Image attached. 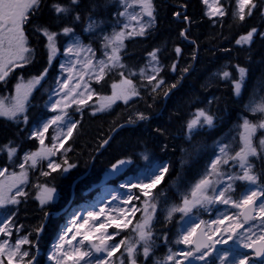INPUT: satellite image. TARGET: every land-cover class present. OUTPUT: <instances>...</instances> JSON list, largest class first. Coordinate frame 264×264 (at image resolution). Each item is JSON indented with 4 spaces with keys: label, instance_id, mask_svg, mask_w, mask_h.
Instances as JSON below:
<instances>
[{
    "label": "snow or ice",
    "instance_id": "obj_1",
    "mask_svg": "<svg viewBox=\"0 0 264 264\" xmlns=\"http://www.w3.org/2000/svg\"><path fill=\"white\" fill-rule=\"evenodd\" d=\"M118 2L122 10L118 11L116 15L125 18L127 21H134L135 24L130 26L127 22H121L119 30L114 29L111 34H103L104 58L98 59L96 50L90 44L82 42L73 25H65L59 31H53L47 25H33L32 18L40 11L42 0H0V82L6 83L11 72L17 68L23 69L32 62L35 49L31 47L27 35L29 26L34 28L37 39H43L49 66L52 65L58 55L62 54L64 62L59 65L60 70L69 73L67 79H57L58 88L52 89L49 94L50 101H52L53 95L59 97L47 105L51 112L58 114L38 122L28 134V139L39 141L40 149L25 153L20 162L16 163L14 158L18 155V146L13 145L11 141L0 146V152H7L9 163L15 164L20 169L19 173H9L7 167L0 168V177H6L5 180H0V210L8 208L9 205H19L22 201L18 197L28 195L21 185L28 182V171L35 169L40 161L48 160L47 167L50 171L41 172V175L44 176L56 171L68 173L70 169L76 167L75 164L69 163L66 156L63 165L52 161L50 157L64 148V141L72 136L73 130L77 127L78 122L71 118L66 109L75 105V110L81 111L88 104V101L96 95L88 83H82L86 76L88 79H95L99 83L109 71L116 68L122 70L120 82L111 85L112 95L98 98L99 106L92 113L95 115L96 112L110 109L117 100H123L125 104H128L134 97L141 95L139 90L141 86H150L151 92L157 95L160 94L162 88L166 89L163 91V96L167 99L174 89L181 86L185 75L189 72L190 66L185 67L183 74L174 83L168 85L160 77L164 66L161 65L158 58L157 54L160 52L158 48L153 49L148 54L150 59L144 67L139 69V73L128 69L122 59L124 41L132 35H148L149 30L155 27L156 9L153 0H118ZM201 2L206 6L205 15L209 19L224 17L228 14L223 0H211V2L210 0H201ZM80 4L81 0H69L68 4L56 0L52 3L51 9L57 20L71 16L73 23H78L81 20L80 13L77 11ZM175 5V10L172 12L173 19L186 25L180 30L179 37L194 44L195 41L191 40L188 35L193 21L186 14L187 4L184 3V0H175ZM236 5L237 8L232 12V15L234 19H238L240 22H244L247 17L252 16L254 10L259 7L258 0H236ZM129 9H139V11L130 12ZM73 13L75 15H72ZM144 17L148 19L144 20ZM101 23L102 21L98 22L90 16L84 32L95 33L100 28ZM130 27L131 31H129ZM256 35L264 38V33L252 28L236 39L235 44L241 47L245 45L250 47ZM61 37L66 38L62 53L59 49ZM174 52L177 58L183 54L182 48L179 46L174 48ZM77 65H80L83 71L79 74L76 83L70 86V82L73 80L72 73ZM178 67L177 59L171 64L170 70L176 72ZM233 67L238 73V79L229 70H224L222 73L218 72L215 75L220 76L222 80L231 82L233 93L239 98L246 83L248 69L238 64ZM48 71L49 68L46 67L43 72L28 80L27 83L21 80L15 86L14 96L0 98V117L16 124L28 125L29 97L34 89L42 86V81L45 80ZM137 74L142 81L147 82L146 85L138 86L134 82L132 77ZM251 111L264 113V99L258 106L251 107ZM148 119V115L136 113L135 119L130 117L127 123L128 125H135ZM53 125L57 126L59 131L51 138L52 143L48 146L45 145V134ZM205 125L209 129L214 128L215 116L208 109L199 108L194 113L193 118L186 123V137L191 140ZM239 128L242 129L238 133L241 145L239 150L233 154L231 143L217 141L216 148L218 151L205 169L204 174L188 192L183 194L181 205H173L167 210L166 219L169 221L172 220L174 213L182 214L181 227L183 230L178 234L175 243L193 247H189L187 251L177 250L173 252L170 250V254L163 261L157 260L156 264H185V261L191 264L190 258L204 261L207 264L214 246L227 243L229 240L237 243L240 248L250 249L256 258H261L260 264H264V187L258 185V178L253 171V163L250 161V157L264 160V138L259 140V148L254 144V137H256L258 130L264 129V121L254 124L249 119L244 118ZM154 132L157 135H164V130L161 128L154 129ZM110 139L111 137L102 141L100 146L107 145ZM67 151L70 149L65 148L64 153L66 154ZM144 159L147 164L143 177L134 183L120 184L121 188L128 189V194L121 199V203L125 207L112 209V212L117 213V215H112L110 212L104 217L105 222L98 224L89 225V221L100 220V217L104 215V208H100L99 212H88L87 216L82 218L83 222H78L80 218L71 219L70 224L65 225L64 230L58 236V240L53 244V249L47 256L48 261H51L52 264H106L107 258L112 257L122 247L126 253V261H122V264H139L137 257L141 248L143 257L145 260L148 259L157 239L153 232V219L159 201L158 196H153L152 190L161 183L169 171V166L166 163L154 162L147 155L144 156ZM129 163H131L130 160L118 161L112 166V172H119L121 167ZM237 181L243 182L247 186L237 195H234L237 193ZM38 187L42 188L44 193L42 198L36 197L40 200L41 205L53 200L55 188L43 185ZM133 188L138 189L140 195L144 197L141 218L132 227V231L137 236L133 240H128L125 237L116 243L108 244V241L113 240L115 235H119V231L115 234L109 233L108 228H116L120 231L127 229L132 224L133 219L136 218V213L141 211L140 207L132 204L134 199H140L139 196L132 194L131 189ZM115 199L117 197L113 196V200ZM212 205H226L237 209L238 212L235 215L221 213L216 219L207 222L209 228L211 225L217 226L211 228L212 234L208 236V240H212L213 236H219L218 239L212 241V244L194 241L193 237L199 228V224L205 223V221H200L199 224L189 223L195 215L194 210L204 209L207 211ZM16 215L15 209H8V214L0 218V264H4L5 259L7 264H39L37 254L33 249L39 248L38 240L44 230V225L35 229V239L31 233L21 235L23 226L17 225ZM225 221L230 223L225 225ZM184 225L188 226L185 228ZM81 229L84 231L81 232ZM94 232L101 233L96 237L99 246L89 239ZM14 235L16 236L15 240L12 239ZM165 239H167L166 235ZM85 241L89 243L87 250L82 248ZM25 245L27 247H24ZM93 250L95 253H105V258H94ZM175 257L180 259H175ZM221 264H225V260H221ZM232 264H256V260L243 255L232 260Z\"/></svg>",
    "mask_w": 264,
    "mask_h": 264
},
{
    "label": "trees",
    "instance_id": "obj_2",
    "mask_svg": "<svg viewBox=\"0 0 264 264\" xmlns=\"http://www.w3.org/2000/svg\"><path fill=\"white\" fill-rule=\"evenodd\" d=\"M53 2L56 0H42L40 11L32 18L33 25H47L53 31H59L63 26L71 24L76 34L83 39L87 36L83 34V27L89 17L103 16L101 11H93L92 4L105 2L110 10L114 3L112 0H81L80 7L77 9L81 20L73 23L71 16L61 20L55 18L51 9ZM58 2L68 4L69 0H58ZM153 3L156 9L155 27L150 29L146 36L132 35L125 39L123 63L131 71L138 72L144 67L148 54L158 48L160 52L157 55L161 65L164 66L160 77L168 85L174 83L183 74L185 67L190 66V70L185 75L181 86L174 89L167 99L163 96V91L166 89L162 88L157 95L151 92L150 86H141L139 89L141 95L134 97L128 104H125L123 100H117L110 109L96 112L95 115L92 113L99 106L96 98L111 95V85L120 82L122 70L116 68L109 71L99 83L95 80L89 82L90 88L96 95L81 111H76V106L68 109L73 120L78 122L77 127L73 130L72 136L64 141V148H61L52 158L63 165L66 156L69 163L75 164L76 167L70 169L68 173L56 171L44 176L41 172L50 170L44 168L43 161H40L35 169L28 171V182L24 187L28 195L18 198L22 201L19 205H9L6 208V215L8 209L16 210V223L18 226H23L21 235L31 233L35 239V229L44 225L38 240L39 248L33 249L39 264H44V255L49 250L61 222L62 215L53 216V213L62 209L68 202L71 206L80 203L84 196L90 197L93 192H89L88 186L92 182V176L104 175L120 160L131 161L127 168L131 165L140 167L144 164L143 156L147 155L154 162L166 163L169 166L168 173L153 190V193L161 198L159 207L179 205L183 194L209 165L215 153L217 141L224 142V136L241 125L244 114H250L246 106L251 102L260 103L264 99V38L256 35L250 47L235 44L236 39L252 28L264 33V15H262L264 0H258L259 7L244 22L233 18L232 12L237 8L236 0H223L228 14L212 19L205 15V6L201 0H184L187 4L186 14L193 21L188 35L195 41L194 44L179 37L180 30L186 25L172 17L176 7L175 0H153ZM105 14L108 16L110 11ZM27 35L31 47L35 49L32 62L23 69L17 68L11 72L6 83L0 82V91L8 89L12 78L34 77L43 72L46 67L49 71L45 80L42 81V86L34 89L29 97L28 125L16 124L0 118V146L8 144L9 141L18 146V155L14 158L16 161L22 152L37 149L36 139H28V127L49 115L43 109V105L57 74L55 70L57 58L49 66L43 39H37L32 26L28 27ZM64 39V37L60 38L59 48ZM94 42L97 44L96 41ZM176 46L182 48L183 54L180 58H177L174 52ZM177 59L179 67L176 72H172L170 66ZM237 64L248 69L246 83L239 98L234 95L231 82L215 75L229 70L238 79V73L233 67ZM132 79L138 86L147 84L138 75ZM199 108L208 109L215 116V127L209 129L205 125L189 140L186 137L185 126ZM136 113H144L149 116V119L122 128L101 149V142L107 139L110 132L118 125L127 123L130 117L135 119ZM250 119L252 123L257 124L263 120V113L258 112ZM156 128L163 129L164 135H157L154 132ZM65 148L70 149L66 154ZM0 167L11 168L6 151L0 152ZM88 168L89 174L76 182L71 196L72 181L84 174ZM39 185L55 188L56 199L41 205L36 198L41 189ZM177 218L178 213H175L172 220L164 221L161 220L160 213L157 214V218L153 219L155 220L153 232L157 238L155 247L147 260L141 261L138 255L139 264H153L162 259L168 248L174 250L170 237L174 232ZM126 237L128 240L133 239L131 235Z\"/></svg>",
    "mask_w": 264,
    "mask_h": 264
},
{
    "label": "rangeland",
    "instance_id": "obj_3",
    "mask_svg": "<svg viewBox=\"0 0 264 264\" xmlns=\"http://www.w3.org/2000/svg\"><path fill=\"white\" fill-rule=\"evenodd\" d=\"M114 3L112 4V7L110 8V10H108V6L106 5L105 2H95L94 4H92L93 6V11H101L103 13V16H94L92 17L93 19H95L96 21L100 22L102 21L100 28H98L96 30L95 33H85L84 29L87 26L88 20L85 23V26L83 27V34L87 35L85 37V39H82V42L85 44H90L95 50H96V57L98 59H103V41H102V35L103 34H111L113 32L114 29L119 30L121 27V22H127L131 25H134L135 22L134 21H127L125 20V18H120L116 15V13L121 9V6L118 2V0H112ZM211 2V0H210ZM205 6V5H204ZM206 6H205V12H206ZM108 11H110V14L107 16L105 13H107ZM130 12L133 11H139V9H129ZM217 18V17H214ZM147 17H144V20H147ZM119 21V22H118ZM129 31H131V27L129 28ZM97 42V44H95V42ZM66 44V38L64 39L63 43L60 46V52H63V48L65 47ZM149 56L147 58V61L145 63V65L148 63L149 61ZM64 62V57L62 56V54L57 56L56 62H55V70L57 71L55 78H54V82L52 85V89L58 88V85L56 83L57 79L59 78L60 80H64L67 79L69 73L68 72H62L60 70L59 65ZM144 65V66H145ZM83 70L80 68V65H77L76 68L73 70V80L70 82V86L72 84L76 83V80L79 77V74L82 72ZM139 73V71L137 72ZM90 75V74H89ZM138 75V74H137ZM138 77H140L138 75ZM33 77H27V78H15L11 80L10 86L8 87V89L6 90H2L0 91V98L2 97H10V96H14L15 95V86L18 82H21V80L24 83H27L28 80L32 79ZM92 80L95 79H88V76L85 77V81H83L82 83H88ZM51 89V91H52ZM50 91V92H51ZM79 91V90H78ZM49 92V94H50ZM113 89L111 91V95H112ZM49 94L47 96V99L45 101V104L43 105V109L49 113V115L42 119H48L51 118L55 115H57L58 113H54L51 112L49 110V107L47 106L48 104H50L52 101L59 99L58 96L53 95L52 96V101L49 100ZM110 95V96H111ZM94 97V96H93ZM98 101V98H96V102ZM47 102V103H46ZM260 103L259 102H251L247 107V111L249 113H253V114H257L258 112H252L251 111V107H255L258 106ZM75 106V105H72ZM71 106V107H72ZM71 107L67 108L66 111L68 112V109H70ZM3 118V117H0ZM73 119V117H71ZM6 119V118H4ZM244 119V118H243ZM243 119L241 120V124L243 123ZM250 121L251 119L248 118ZM40 120V121H42ZM38 121V122H40ZM264 121V113H263V120ZM260 121V122H261ZM38 122L36 124L31 125L30 127H28V134L29 132L38 124ZM252 122V121H251ZM242 129L239 128V126L233 128L226 136H224V143H231L232 144V151L233 154L235 151H238L239 148L241 147L240 142H239V131H241ZM59 131V129L57 128V126L53 125L52 127L49 128L48 133L45 134V145L50 146L52 143L51 138L53 136H55L57 134V132ZM261 138H264V129L258 130L256 137H254V144L259 147V140ZM38 143L37 149H40V144L39 141L36 140ZM36 150H26L24 152H22L16 163L20 162V159L23 157V155L25 153H29V152H33ZM217 148H215V153L213 155V158L215 156V154L217 153ZM57 154V152H56ZM55 156V155H54ZM50 157V159L52 161H54L52 158L54 157ZM212 158V159H213ZM211 159V160H212ZM142 160L144 161V164L140 167H134V166H130L127 168V166H129V164L121 167L120 171L117 173H113L112 172V168L105 173L104 175H99V176H92V182L89 184V192H93V194L90 197H86L84 196L83 199L80 201V203H76L75 205H73L69 210L66 211L65 214H63L61 216V222L57 231V234L55 236V238L53 239V241L50 244V248L47 251V253L44 255V264H52L51 261L47 260V256L50 254V252L53 249V244L58 240V236L59 234L62 232V230H64L65 225H69L71 219H73L74 217L76 218H80L78 219V222H83L82 218L87 216V213L90 211H96L99 212L100 208H104L105 212L104 215H102L100 217V220L98 221H89V225L92 224H98L101 222H105L104 221V217L109 215V213L111 212L112 215H117V213L112 212V209L115 208H121V207H125L122 203H121V199L124 198L127 194H128V189L127 188H121L120 184H128L130 182L134 183L137 180L141 179L143 177V174L145 172V166L147 164V161L144 159V156L142 158ZM44 163V168L48 169L47 164H48V160H43ZM117 164V163H116ZM11 168L8 169V172H16L19 173L20 169L18 167H16L15 164L10 163ZM0 168H4V167H0ZM205 172V171H204ZM203 172V174H204ZM201 174L195 181L193 184H191L190 188L188 189V191L191 189V187L201 178V176L203 175ZM6 177H0V180H5ZM239 183L238 188H237V193H235L234 195H237L240 191L243 190L244 187H246L247 185L244 184L243 182L237 181ZM26 184V183H25ZM25 184L21 185V187L24 189ZM154 190V189H153ZM152 190V193H153ZM15 191V190H13ZM187 191V192H188ZM132 194H134L135 196H139L140 199L136 200L134 199L132 201V204L137 205L138 207L141 208V211H138L136 213V218L133 219L132 224L129 225V227L125 230H118L116 228H108V232L109 233H113L115 234L117 231H119V235H115V238L113 240H109L108 244H112V243H116L121 239H124L126 236L131 235L133 239L136 238L137 234L134 233L132 231V227L140 220L141 215H142V210H143V202H144V197L140 195V192L138 189H131ZM84 193V192H83ZM85 195V194H84ZM38 196H40L41 198L44 196V193L42 191V188L39 190ZM113 196L117 197V199L113 200ZM153 196H158L156 193H153ZM20 198V197H18ZM56 199V194L55 192L53 193V200L50 202H53ZM39 200V199H38ZM161 198L158 196V201L160 202ZM40 202V200H39ZM48 202V203H50ZM159 202H158V206H157V212L154 216V219L157 218V214L160 213L161 216V220L166 221V215H167V210L173 206V205H169L165 208H160L159 207ZM182 204V201L180 202L179 205ZM64 208V207H63ZM62 208V209H63ZM6 209L4 210H0V218H3L6 214ZM195 215L193 216L192 220L189 221V223H198L200 221H205V223L199 224V227L203 229L205 235L209 236L211 235V228H215L217 227L216 225H211V228H209L208 225V221L214 220L217 218L218 215H220L221 213L224 214H228V215H235L238 210L237 209H233L230 208L226 205H212L210 206L209 210H204V209H199V210H194ZM178 213V218H177V223L175 225V229L174 232L171 234L170 237V242L172 243V245H174V251H187L189 250V247H186L185 245H178L175 243L178 234L183 230L181 227V218H182V214L179 212ZM175 214V213H174ZM153 222H155V220H153ZM230 222L229 221H225V225H228ZM188 225H184V227L186 228ZM220 227H224V226H220ZM247 227V226H245ZM84 230L81 229V232H83ZM243 231V230H241ZM101 233L100 232H94L93 235L89 238L93 243H96L99 246V241L96 240V237L99 236ZM71 235V234H70ZM16 236L14 235L12 237L13 240H15ZM214 240L218 239L219 236H213L212 237ZM132 239V240H133ZM75 243V242H74ZM27 247V245H25ZM24 246V247H25ZM79 246V245H78ZM89 247V243L88 241H85L84 245L82 246V248L84 250H87V248ZM239 249H242L241 251H239ZM170 248L167 249L166 253L164 254V256L162 257V259H160V261H163L165 259V257L167 255L170 254ZM122 253H124V249L123 247L117 251L112 257L107 258L106 260V264H122V261H126V253H124V255H122ZM140 257H141V261L145 260V258L143 257L142 254V250L140 251ZM243 255H247L250 258H253V255L251 253H249L247 251V249H243L240 248L238 246L237 243H234L232 240H229L227 243H221V244H216V246L214 247V249L211 252V256L208 258L207 264H221V260H225V264H232V260L236 259L238 256H243ZM106 254L105 253H95L93 250V257L94 258H105ZM175 259H180L179 257H175ZM191 264H205L204 261H200L198 259H192L190 258ZM7 264V260L5 259V262ZM148 264V263H147ZM151 264V263H149ZM153 264H156L153 263ZM185 264H189L188 261H185ZM256 264H260V261H256Z\"/></svg>",
    "mask_w": 264,
    "mask_h": 264
},
{
    "label": "water",
    "instance_id": "obj_4",
    "mask_svg": "<svg viewBox=\"0 0 264 264\" xmlns=\"http://www.w3.org/2000/svg\"><path fill=\"white\" fill-rule=\"evenodd\" d=\"M121 125H124V127H121ZM121 125H118L117 127H115L111 132H110V134L108 135V137H107V139L109 138V137H113L114 136V134L116 133V132H118L119 130H121L122 128H125V127H130L131 125H128V123H123V124H121ZM111 140V139H110ZM106 146V145H105ZM104 146V147H105ZM104 147H101V149L102 148H104ZM89 174V168L87 169V171L84 173V174H82L81 176H79V177H77L76 179H74L73 181H72V183H71V185H70V193H71V196H72V193H73V188H74V185L76 184V182H78L79 180H81V179H83V178H85L87 175ZM71 198V197H70ZM68 207V203L64 206V208L63 209H61V210H59V211H57V212H54L53 213V216H57L58 214H60V213H62L66 208ZM46 220V219H45ZM193 240L194 241H202V242H207V243H209V244H212V241H214V239L212 238V240H208V237L204 234V231H203V229L202 228H198L197 229V231H196V233H195V235H194V237H193ZM191 247H193V246H191ZM215 247V246H214ZM250 252H252L250 249H248ZM253 253V252H252ZM254 254V253H253ZM254 258L256 259V260H260L261 258H256L255 257V254H254Z\"/></svg>",
    "mask_w": 264,
    "mask_h": 264
},
{
    "label": "flooded vegetation",
    "instance_id": "obj_5",
    "mask_svg": "<svg viewBox=\"0 0 264 264\" xmlns=\"http://www.w3.org/2000/svg\"><path fill=\"white\" fill-rule=\"evenodd\" d=\"M257 114H253V113H250L249 115L244 114L245 115L244 118L248 119L253 115L256 116ZM250 161L253 163V171L257 175L258 185L260 187H264V160L258 159L257 157H250ZM238 185H239V183L236 182L237 188H238ZM248 252H250V251H248Z\"/></svg>",
    "mask_w": 264,
    "mask_h": 264
}]
</instances>
